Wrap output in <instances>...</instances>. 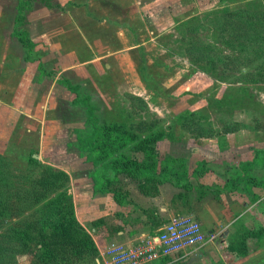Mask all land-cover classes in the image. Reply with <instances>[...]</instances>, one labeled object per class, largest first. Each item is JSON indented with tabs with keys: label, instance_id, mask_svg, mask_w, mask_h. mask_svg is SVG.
Listing matches in <instances>:
<instances>
[{
	"label": "rangeland",
	"instance_id": "rangeland-1",
	"mask_svg": "<svg viewBox=\"0 0 264 264\" xmlns=\"http://www.w3.org/2000/svg\"><path fill=\"white\" fill-rule=\"evenodd\" d=\"M44 1L25 13L35 44L25 63L12 37L18 0H0V264H42L41 249L44 260L67 250L41 225L47 202L96 250L66 264H106L108 244L156 231L185 209L225 234L155 264H264V163L252 164L264 151V16L254 19L264 0ZM91 109L98 125L135 132L143 122L137 139L153 125L173 132L174 141L140 147L152 157L124 154L155 177L98 167L95 185L78 141L91 135ZM224 151L234 159L220 161ZM242 175L246 189L225 183ZM246 228L253 238L241 253Z\"/></svg>",
	"mask_w": 264,
	"mask_h": 264
},
{
	"label": "trees",
	"instance_id": "trees-1",
	"mask_svg": "<svg viewBox=\"0 0 264 264\" xmlns=\"http://www.w3.org/2000/svg\"><path fill=\"white\" fill-rule=\"evenodd\" d=\"M37 0H18L17 5V14L14 18V30L12 32V37H15L17 41H19L24 49V62L30 63L33 60H31V54L33 53V49L35 48V44L32 42V40L29 37V34L26 30L22 29L25 22V13L31 12L33 10V2ZM44 1V0H40ZM45 6L51 8L53 7L50 3L44 1ZM264 16V13H257L254 16V19L260 23L261 18ZM39 72H41V75L43 77H50L53 75L52 72L47 73L43 70L41 64H39ZM60 84H66L69 86L67 81L65 80H59ZM70 88V86H69ZM71 90H74L70 88ZM79 98V97H78ZM75 99L73 103H78L79 99ZM89 121L91 122L92 131L91 135H89L85 139H79V150L85 151L87 153V161L91 163L92 167L94 168V173L91 175L95 185L98 184L99 178L96 176V174H99L98 167L101 168L104 171H111L112 174L116 173V175L120 174H128L127 171L133 170L135 174L139 175L142 179L148 180L153 177H155L154 174V168L152 167H145L143 168L142 165L137 164L135 161L131 160L130 158H127L124 154L125 152H132L134 150L140 149L143 151L145 157L146 155L152 157L155 155V153H151V148L144 150L140 147H149V145H153L155 141L158 139H167L169 141H174L173 138V132L167 130V129H158V126L153 127L155 129L151 130L146 136L142 139H137V131H142L144 129V123L139 122L136 124L135 132H132V130L125 129V124H108V125H98V121L95 120V116L93 114V110L91 109L89 111ZM148 128V127H147ZM175 162L176 160H172ZM177 162V161H176ZM179 163H181L182 169H184V160H178ZM258 162L264 163V151L259 152L255 158L252 164H257ZM204 162H199L197 165H202ZM166 173H169L170 171L167 169ZM117 171V172H116ZM162 171V170H161ZM206 172H209L208 170H205ZM178 176V172H170ZM114 175L113 178L115 179L117 176ZM157 175H160L157 174ZM181 177V176H178ZM106 178V177H104ZM249 179L245 176H239L236 178H229L227 177L225 179V182L230 186L234 187L236 190L238 188L240 189V186L242 189H246V186L249 185ZM251 183V182H250ZM103 188H100L101 190ZM111 193V192H107ZM48 204V205H47ZM47 205V207H45ZM43 209V223L41 224L43 228L46 229H53L56 230L58 233L59 243L65 245L67 250L61 251L57 250L54 254V257L51 259L44 260L43 255L48 250L41 249L40 255L41 256V262L42 264H46V262H49L47 264H51L52 260L54 262H57L58 260H63L64 264L71 263V258H78L83 256V254H91L93 252L95 254V247L92 245L90 240L82 239L76 241V232H71L69 228L71 227L70 223L68 221H65L66 216L64 213H56L57 207L54 210L52 208L51 202H47ZM60 209H62L60 207ZM246 234L248 237L245 238V240L238 246L239 250L237 248V251H240L241 253L249 252L247 250L248 243H250L251 239L253 238L252 232L247 231ZM61 238V240H60ZM74 246L71 248V246ZM61 255L59 259H57V256ZM73 261V260H72ZM58 264V263H54Z\"/></svg>",
	"mask_w": 264,
	"mask_h": 264
},
{
	"label": "built area",
	"instance_id": "built-area-1",
	"mask_svg": "<svg viewBox=\"0 0 264 264\" xmlns=\"http://www.w3.org/2000/svg\"><path fill=\"white\" fill-rule=\"evenodd\" d=\"M223 231L204 232L191 216L172 217L154 234L134 242L108 244L101 255L106 264H153L174 256H193L215 244Z\"/></svg>",
	"mask_w": 264,
	"mask_h": 264
},
{
	"label": "crops",
	"instance_id": "crops-1",
	"mask_svg": "<svg viewBox=\"0 0 264 264\" xmlns=\"http://www.w3.org/2000/svg\"><path fill=\"white\" fill-rule=\"evenodd\" d=\"M229 152H231V151H224V152H222V153H217L218 155H217V158L219 157L220 158V161H223L224 160V162H226V161H228V160H230V159H234L233 157H231L232 155H231V153H229ZM206 159V158H205ZM252 160V159H251ZM219 161V160H218ZM252 170H253V168H252ZM226 183V182H225ZM257 186V185H256ZM255 185H252V188L253 187H256ZM252 195H254L253 193H252ZM259 200V199H258ZM256 201L257 202V205L258 204H260V202L259 201ZM259 206V205H258ZM160 212H162V213H164V214H167L168 212H169V209H168V207H167V205L165 206V208L164 207H161L160 208ZM183 212H185V214H187L188 216H191L192 218H194L195 220H197V219H201V218H203V217H201V216H203L204 214H202V213H199L196 209H185V210H183ZM260 214H261V216L262 217H264V211L261 213V212H259ZM256 214H254V216H255ZM205 216V215H204ZM212 217V216H211ZM211 219V218H210ZM209 219V222L208 223H206V224H208V225H204V227H203V225L200 223V225H201V227H202V229H203V231L204 232H212V231H223V233L225 234V227H219V225L218 226H214L213 225V227H212V224H217L216 223V219H211L210 220ZM211 221V222H210ZM211 225V226H210ZM163 226V225H162ZM162 226H160V227H158V229L156 230V231H158ZM209 226H210V228H209ZM246 230L247 231H250L251 230V228H246ZM156 231H148V232H140L139 234H138V236H136L134 239H131V240H122V241H120L119 243H130V242H134L138 237H140V236H147V235H151V234H154ZM119 234H121L122 236L121 237H123V238H121V239H126L125 237H126V235L125 234H123V233H119ZM223 234V235H224ZM212 245H214V244H212ZM211 246V245H210ZM205 248H203L202 250H201V252L204 250ZM251 253H252V251H251ZM163 261H165V260H161V261H158V262H163ZM157 262V263H158ZM153 264H155V263H153Z\"/></svg>",
	"mask_w": 264,
	"mask_h": 264
}]
</instances>
